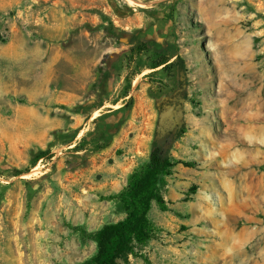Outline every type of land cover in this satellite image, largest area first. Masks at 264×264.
<instances>
[{"label":"rangeland","instance_id":"1","mask_svg":"<svg viewBox=\"0 0 264 264\" xmlns=\"http://www.w3.org/2000/svg\"><path fill=\"white\" fill-rule=\"evenodd\" d=\"M134 1L0 0V264H97L155 146L188 165L122 259L264 264V0Z\"/></svg>","mask_w":264,"mask_h":264},{"label":"trees","instance_id":"2","mask_svg":"<svg viewBox=\"0 0 264 264\" xmlns=\"http://www.w3.org/2000/svg\"><path fill=\"white\" fill-rule=\"evenodd\" d=\"M142 44L137 45V48H145ZM118 57V54L106 56L108 65ZM168 61V57H160L155 62V67L165 66ZM126 96H129V93ZM48 154L49 152L39 153L36 160ZM179 163L188 165L187 162L173 159L165 148L155 146L150 151L148 160L133 170L127 185L119 194L120 202L126 211L125 218L116 224L103 227L96 233L99 248L95 258L97 264H128L122 257L133 253L134 242L142 244L153 236L154 229L148 219L149 211L153 203L163 207L160 183L164 177L172 174ZM19 174L21 172L15 175Z\"/></svg>","mask_w":264,"mask_h":264},{"label":"crops","instance_id":"3","mask_svg":"<svg viewBox=\"0 0 264 264\" xmlns=\"http://www.w3.org/2000/svg\"><path fill=\"white\" fill-rule=\"evenodd\" d=\"M71 62L73 63V62H75V61H72L71 60ZM82 64H83V68H84V70H82V77L80 78L79 76H76V75H74V74H72L71 75V83H66V87L69 89L70 87H72V88H74L75 90H81V89H83V88H85V86H86V84L87 83H85V78H87L88 77V71H86V69H88V64H87V62H86V59H84L83 61H82ZM48 83H46V85H44L43 87H42V89L41 90H45L47 87H48V85H47ZM38 89V88H37ZM78 93V92H77ZM76 93V94H77ZM76 94L75 95H73V98H75L76 97Z\"/></svg>","mask_w":264,"mask_h":264},{"label":"bare ground","instance_id":"4","mask_svg":"<svg viewBox=\"0 0 264 264\" xmlns=\"http://www.w3.org/2000/svg\"><path fill=\"white\" fill-rule=\"evenodd\" d=\"M126 3H128L129 5L133 6L136 2L134 0H125ZM214 12H212L211 10L207 11V14L210 16L211 14H213ZM172 112V108L168 109V111H166L164 113V115H162V120L161 122H164L165 117ZM173 114V113H172ZM172 116V115H171Z\"/></svg>","mask_w":264,"mask_h":264},{"label":"flooded vegetation","instance_id":"5","mask_svg":"<svg viewBox=\"0 0 264 264\" xmlns=\"http://www.w3.org/2000/svg\"><path fill=\"white\" fill-rule=\"evenodd\" d=\"M168 63V62H167ZM162 66H164V65H162Z\"/></svg>","mask_w":264,"mask_h":264},{"label":"water","instance_id":"6","mask_svg":"<svg viewBox=\"0 0 264 264\" xmlns=\"http://www.w3.org/2000/svg\"><path fill=\"white\" fill-rule=\"evenodd\" d=\"M169 115V114H168Z\"/></svg>","mask_w":264,"mask_h":264}]
</instances>
